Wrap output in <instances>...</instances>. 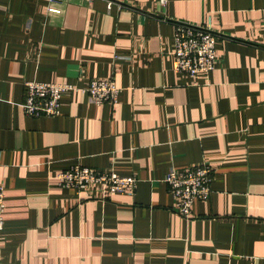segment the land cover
Segmentation results:
<instances>
[{"label":"crops","instance_id":"obj_1","mask_svg":"<svg viewBox=\"0 0 264 264\" xmlns=\"http://www.w3.org/2000/svg\"><path fill=\"white\" fill-rule=\"evenodd\" d=\"M0 0V264H264V0ZM111 3L108 7V3ZM210 23L217 63L175 70L174 26ZM113 77L26 116L25 80ZM206 163L180 216L164 177ZM73 164L137 178L132 195L58 185Z\"/></svg>","mask_w":264,"mask_h":264},{"label":"built area","instance_id":"obj_2","mask_svg":"<svg viewBox=\"0 0 264 264\" xmlns=\"http://www.w3.org/2000/svg\"><path fill=\"white\" fill-rule=\"evenodd\" d=\"M164 3L165 0H160ZM111 3H108L110 7ZM48 12L60 13L55 0H49ZM175 70L190 75L208 73L217 63L216 35L211 31L210 23L194 25L178 22L174 26ZM25 97L22 111L26 116L40 117L60 113L62 97L73 91L87 93L95 104L117 102L121 88L114 78H92L83 87L72 83L44 82L25 80ZM58 185L78 190L99 188L101 197L118 193L132 195L137 178L134 175H120L115 171H95L87 166L73 164L56 176ZM212 168L203 163L182 170L170 168L164 177L168 192L174 198L176 212L184 218H191L192 206L196 200H206L211 192ZM5 186L0 182V231L5 224Z\"/></svg>","mask_w":264,"mask_h":264},{"label":"rangeland","instance_id":"obj_3","mask_svg":"<svg viewBox=\"0 0 264 264\" xmlns=\"http://www.w3.org/2000/svg\"><path fill=\"white\" fill-rule=\"evenodd\" d=\"M23 85H24V83H23ZM24 90H25V88H24ZM121 92V91H120ZM24 97H25V95H24ZM23 100H24V98H23ZM23 102V101H22ZM22 102H21V107H22ZM60 114V113H59ZM59 114H56V115H59ZM56 115H51V116H48V117H53V116H56ZM41 117V116H40ZM62 172V171H61ZM60 173V172H59ZM121 175V174H120ZM61 186V185H60ZM92 186L93 185H91L90 187H89V190H91L92 189ZM61 187H63V186H61ZM71 188V187H70ZM94 188H96V187H94ZM73 189H75V188H73ZM97 189L99 190V188H98V186H97ZM75 190H77V191H81V190H78V189H75ZM84 190H87V189H84ZM181 216V215H180ZM5 225V224H4ZM1 232V231H0Z\"/></svg>","mask_w":264,"mask_h":264}]
</instances>
